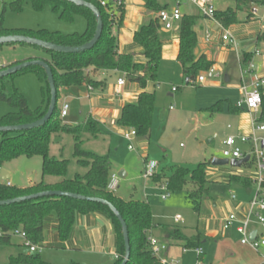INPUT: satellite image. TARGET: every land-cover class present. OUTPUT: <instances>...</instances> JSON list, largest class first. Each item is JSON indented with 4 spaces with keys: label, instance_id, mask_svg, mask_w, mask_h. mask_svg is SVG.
<instances>
[{
    "label": "trees",
    "instance_id": "1",
    "mask_svg": "<svg viewBox=\"0 0 264 264\" xmlns=\"http://www.w3.org/2000/svg\"><path fill=\"white\" fill-rule=\"evenodd\" d=\"M28 1L35 10L50 8L61 19L71 20L74 14L81 15L86 21V29L82 33L62 34L58 31H50L45 28H9L3 24L4 10L0 12V36L24 35L64 46H79L88 42L95 30L94 15L84 7H77L72 3L62 0H14L9 5L14 11H19L23 2ZM95 5L102 20V31L94 46L81 53H57L45 51L47 58L43 59L51 68L53 82L56 88V101L60 88L78 87L82 85L99 88L105 86L104 80H96L89 76L92 71H116L122 74L126 81L135 83L140 92L135 102L126 103L120 109V114L115 121L119 128H133L136 136L144 137L149 133L154 105V92L148 91L150 83L157 80V70L161 60V40L158 35L161 27L157 17H152L147 23L140 26L134 32L133 41L143 48L144 62L134 61L131 54L119 53L116 31L122 24L124 7L123 3L114 6L111 0H106L101 5V0H86ZM235 8L216 10L215 19L224 27L237 22V12L240 5L249 6L260 4L262 0H235ZM145 7L151 12L157 13L167 9L166 4L160 5L156 0H146ZM250 7V6H249ZM251 8V7H250ZM248 8V11L249 9ZM197 17L194 15H182L179 21V49L176 61L181 67L185 80L194 85L195 78L201 71L212 66L204 55L195 57L194 49L197 45V35L194 30ZM257 40L264 43V32L257 35ZM13 45V44H12ZM38 48V47H37ZM251 54L243 56L246 63ZM19 63V62H18ZM8 67V66H6ZM1 69V68H0ZM31 70L39 81L41 87L42 104L35 110L28 107L26 98L18 91L14 84L15 76ZM50 100V91L44 70L39 66H30L14 74L0 77V102H6L15 109L0 117V126L31 123L43 117ZM221 102L217 101L208 108L211 112L221 109ZM260 119L264 120V96L262 98ZM230 112H238L239 109L229 103ZM100 123L90 116L78 125H69L62 122L60 109L55 108L49 119L37 128L16 132H0V166L6 161L20 156L31 158L41 157V179L31 182L25 187H14L0 182V200L26 196L33 193L60 190L86 197H94L110 202L121 215L127 226L129 241V258L126 264H161L152 255L147 244L148 232L153 226L152 215L148 203L141 200H124L107 190L109 176L113 172L112 163L108 155L81 149L82 138L97 137L101 134ZM60 133L73 136V156L83 167H87L84 174H76L73 178L66 177L68 161L56 159L49 155L51 136ZM207 162H200L194 168L171 166L170 174L165 172L155 174L152 179L156 182L164 179L167 190H181L186 183H190L194 190L189 197L194 203L207 193L206 167ZM250 167V162L243 164ZM55 177V182L49 183L45 177ZM230 184H238L249 187L250 180L237 175L229 176ZM198 210L197 206L195 207ZM54 211L56 215V232L58 237L65 241L69 238L75 221L76 214H88L93 212L106 216L113 224L115 233L114 264H121L125 246L122 238L120 223L110 209L101 203L78 200L65 196H44L37 199L26 200L19 203L0 205V244H10L13 234H25L24 243H39L42 240V231L46 216ZM167 239H173L182 243L184 248H198L201 243L200 233L186 236L179 229L167 233ZM201 255L199 259H201ZM48 264L39 261V256L19 254L11 258L9 264Z\"/></svg>",
    "mask_w": 264,
    "mask_h": 264
},
{
    "label": "rangeland",
    "instance_id": "2",
    "mask_svg": "<svg viewBox=\"0 0 264 264\" xmlns=\"http://www.w3.org/2000/svg\"><path fill=\"white\" fill-rule=\"evenodd\" d=\"M13 1L0 0V12L4 10L3 24L6 27L45 28L62 34L82 33L86 29V21L81 15L74 14L71 20L61 19L48 7L35 10L28 1L22 3L19 11H14L9 5ZM174 1L160 0L161 3L168 2L170 7ZM178 1L180 11H196V6H190L192 4L188 0ZM211 1L217 9L235 8L236 5L235 0ZM240 6L241 9L238 10L237 16L241 20L252 5H249L250 7ZM260 14L261 12H258L255 17ZM249 26L253 31L258 29L256 22L249 23ZM29 51H38L43 57H47L46 52L35 46L26 44L0 45V68L8 66L7 64L14 60H23ZM179 67L177 66L176 70L172 68L166 72V81L157 78L149 133L144 137H132L130 143L133 148L131 150L128 149V142L123 137V132L128 131L129 128L121 129L116 126L112 115L104 118L105 125L100 126L101 134L93 138L85 136L82 138L81 149L98 155H108L114 172L125 171L126 176L124 178L118 177L116 190L112 193L124 200L134 199L148 203L152 221L155 224L152 235L159 242H166V250L160 255L161 257L179 264H218L223 258V253L216 245L217 238H209L205 235L209 229L220 231L221 219L231 211L229 208L232 201L231 194H235L238 200L245 195L244 189L228 184L227 178L231 174L253 175V171L244 165L235 168L229 164L213 165L211 163L214 158L224 159L222 156L223 141L228 136H235L240 133L238 124L240 121L239 114L242 112L234 113L229 110V103L235 104L240 98V93L237 88L229 87V83L223 81L222 77L212 78L204 84H189ZM214 82L219 83L215 85ZM14 84L26 98L31 110L37 109L42 104L41 87L43 83L31 70L17 74ZM231 84H235V81L232 80L230 86ZM101 94L113 101H117L119 98L114 94L111 95L107 88ZM101 94L95 92L88 94L83 86L71 87L69 90L60 88L56 104L59 109L63 103L69 106L67 115L60 116L62 122L72 126L81 124L89 114L94 112L95 108L108 106L98 98ZM217 101L221 102L220 111H209L208 108ZM13 111L15 109L9 104L0 102V117ZM94 116L95 114L92 115V117ZM257 135L264 137V134L258 133ZM73 143L71 134L60 133L51 136L49 146L50 156L68 161L67 178H73L76 174L82 175L87 170V167L81 166L74 158ZM246 147L250 148V145H240L242 150H245ZM148 161H155L158 164L156 174L165 172L167 176L170 174L171 166L192 169L200 162H207V193L203 194L197 203H194L189 197L194 190L190 183H186L181 190L163 189L161 185L164 183V179L156 182L154 179L144 177L145 162ZM2 171L9 175L6 180L2 178ZM48 178L56 179L55 177H46V179ZM40 179V156L31 158L20 156L6 161L0 166V182H9L14 187L27 186L30 181L38 182ZM165 193H168L169 196L162 200L161 195ZM249 196L251 197L250 193ZM262 217L264 218V212ZM55 220V212L51 211L45 218L42 240L34 244L37 249H40L36 252L30 251L19 234L11 236L10 244H0V264H9L10 259L19 254L38 255L40 262L48 264H84L80 261L86 262V264H114V257L108 254L94 258L92 254L87 252L77 254L70 249L71 247L64 249L55 245L58 242H63L52 226ZM253 227L262 229L255 224ZM174 229H179L186 235L195 234L196 231L202 234L204 242L200 243L198 249L203 259H199L200 255L195 250L196 248H184L182 243L164 237ZM225 232L228 233V231ZM49 238L51 244L47 243ZM232 242H234L232 251L236 254V259H230L229 264H241L244 260H246L245 262L253 260L254 253L248 247L241 245L237 236ZM107 249L108 247H106L105 252Z\"/></svg>",
    "mask_w": 264,
    "mask_h": 264
},
{
    "label": "crops",
    "instance_id": "3",
    "mask_svg": "<svg viewBox=\"0 0 264 264\" xmlns=\"http://www.w3.org/2000/svg\"><path fill=\"white\" fill-rule=\"evenodd\" d=\"M120 1L123 3L124 14H123L122 24L119 26V28L116 31L118 52L131 54L134 61L136 62H144L145 57L143 54V48L133 41V35L134 32L140 28V26L147 23L152 17H156V13L146 9L145 7L146 0H120ZM156 2L159 3L160 5L166 4L168 8L170 7L168 2L161 3L160 0H156ZM190 6L195 7V5L193 4ZM254 7L257 8V12L256 14L252 15L251 9ZM195 8H196L195 12H188V11L186 12L183 10L181 11L182 15L187 14V15H194L197 17L196 24L194 26V30L197 35V45L194 49V55L196 58L199 57L200 55H204L209 61L212 62V67L218 73V76L208 77L202 84L207 83L208 80L212 78L222 77L223 81L229 83L228 84L229 87L233 86L239 90L240 71L242 67L241 63L238 60L239 56L240 58L241 57L243 58L245 54L252 55V52L255 49H258L261 52L260 56L254 58V63L256 64L255 74L264 75V43L257 40V35L264 32V30L261 28L260 25V20L264 18V0H262L260 4L258 3L252 4L251 9L247 11L243 19L240 20L238 19L237 16L236 23L231 24L228 27H224L222 25L224 28L230 30L233 33V35L236 37L238 43L237 52L233 48L226 45L221 40L222 30L220 26L214 23L213 21L211 22L209 19L202 17L197 7ZM227 8H231V7H226L223 9H217V8L215 9L225 10ZM258 12H261V14L258 17H255L258 14ZM251 22L257 23L258 29L256 31L250 29L249 23ZM206 32H209L211 34V39L209 41H206L205 39ZM158 35L161 40L162 46H161V60L159 62V66L157 70V78L161 81H166V72L172 68L176 70L177 66H179V64L176 61V57L179 49V21L173 22L171 29H164L161 26L159 28ZM47 57H43L40 53H38V51H33V52L29 51L27 56L24 57L23 60H14L13 62L7 65L10 66L18 62L26 61L29 59H46ZM244 65L245 63H243V66ZM179 68L181 69V67ZM89 76L96 80H104L105 86L99 88H92L90 86L91 90H88L86 85H82L84 88H86L88 94L90 92H92L93 94L94 92L97 94H101L107 88L110 91V94L112 95L113 90L117 87L116 86L117 78L120 77L124 78L122 74L116 71L89 70ZM232 80L235 81V84H231L230 86V82ZM218 83L219 82H214L213 84L218 85ZM70 88L71 87L64 89L69 90ZM155 88H156V83H150L148 84L147 90L154 92ZM139 92L140 89L135 83H131L125 80V84L121 86V96H119L117 101L109 100L102 94L100 95V97L97 95L100 101L108 106L102 108H95L94 112L92 114H89L88 116L92 117V115L95 114V116L92 118L97 120L100 123V125H105L104 118L108 115H112L115 124V121L120 114L121 107L126 103L135 102ZM232 105L235 107V104L232 103ZM261 109L254 114V116L260 121L263 120L260 119ZM238 112H242V113L239 114L240 121L238 124V131H240V133L237 135L250 134L252 131V122L250 119V115L245 111L239 110ZM234 113L237 112L235 111ZM240 145L242 144H239V147ZM246 150H248V147H246V149L242 151L245 152ZM231 175H236V174H231ZM229 176L227 178L228 184H230ZM237 176L248 178L250 175L240 174ZM4 177H5L4 180H6L9 177L8 173L5 172ZM44 180L46 182L52 183L55 182L56 179H49V178L46 179L45 177ZM7 183L9 182H6V184ZM30 183L31 181L29 182V184ZM233 185L244 189L245 195H243L240 200L237 199L236 201H231L229 208H231V211H235L239 213V215H242L243 211L245 210L246 203L250 197L249 193L252 195V185L250 184L249 187H242L238 184H233ZM19 187H25V186H19ZM249 190H251V192H249ZM154 225L155 224L153 223V226L149 230L148 234L152 235ZM52 226L56 231V227H55L56 220ZM255 229H257L259 232L261 230L259 228H255ZM226 231H228V233L222 231L221 228L220 231L218 232L209 229L205 235L206 237L209 238H217L216 245L221 250V253H223L222 254L223 258L218 264H229L230 259L231 260L236 259L235 258L236 254H234L232 251V245H234V242H232V240L236 239V236L239 239V236L233 228ZM195 233H199V232L196 231ZM262 234L264 236V230L262 231ZM200 235H201V243H202L204 242V240L202 239L201 233ZM186 236H191V235H186ZM164 237L167 238L168 235L166 234ZM47 243L48 244L52 243L50 238L47 241ZM161 243L165 244L166 242L161 241ZM55 245L61 246L64 249H66L67 247L69 248L71 247L70 249L75 251L77 254L87 252L90 255L92 254L94 258L96 256H101V255L103 256V254H108L109 256H113L114 260L116 259L115 233H114L113 224L106 216L98 212H93L88 214H76L69 240L58 242ZM106 247H108L107 252H105ZM249 250L251 249L249 248ZM251 252L254 253V255L252 256L253 260L251 262L249 261L245 262L246 260H244L241 262V264H260V260H261L260 253H264V247L260 250V253L254 252L252 250ZM255 255L256 256L258 255L257 256L258 260ZM201 259H203V257H201ZM80 263L86 264V262H81V261Z\"/></svg>",
    "mask_w": 264,
    "mask_h": 264
},
{
    "label": "built area",
    "instance_id": "4",
    "mask_svg": "<svg viewBox=\"0 0 264 264\" xmlns=\"http://www.w3.org/2000/svg\"><path fill=\"white\" fill-rule=\"evenodd\" d=\"M190 3L195 5L199 10L202 17L213 21L218 24L222 30L221 40L233 48L236 52L238 50V43L236 37L233 33L224 28L216 19H215V7L211 0H188ZM106 0H101V5H105ZM114 6L121 4L120 0H111ZM179 1L167 8L160 10L156 13V17L160 22V25L164 29H171L173 22L180 21L182 18V13L180 11ZM257 12V8L254 7L251 9V14L254 15ZM261 28L264 30V18L260 20ZM206 41L211 39V34L206 32L205 34ZM261 52L258 49H255L252 52L250 59L243 66V58L239 56V62L241 63L240 71V98L236 101L235 107L240 111H245L250 115L252 122V131L250 134H240L237 136H228L224 141V149L222 151L223 158L228 160L235 159L240 160L249 157L247 162H250V169L253 171V175L249 176L250 183L252 185V195L247 201L245 210L242 215L235 211H231L227 216H225L220 222V228L222 231L229 229H234L239 236V242L241 245L249 247L252 251L260 253V250L264 247V236L262 231L264 230V218L262 213L264 212V147L262 146V141L264 137H260L257 134H264V120H258L254 114L261 109L262 98L264 96V75H256V64L254 63V58L260 56ZM218 76L216 70L211 66L207 70L202 71L194 80L195 83H203L208 77ZM125 84V79L123 77L117 78L116 88L113 90L112 95L121 96V86ZM88 90H91L90 86H87ZM69 106L66 103H63L60 106V116L64 117L68 113ZM136 136L135 130L129 128L128 131L123 132L124 139L128 142V149H132V144L130 143L132 137ZM249 144L250 148L243 152L239 147V144ZM158 164L155 161L145 162L144 167V177L147 179H152L156 174V168ZM118 183V174L112 172L109 176V181L107 184V190L114 192L116 190ZM9 185V183H7ZM162 188L167 190L166 183L164 182ZM169 196L168 193L161 195V199L165 200ZM232 201H236L237 197L235 194L230 196ZM178 219V217H176ZM253 224H257L262 229L260 232L253 227ZM254 234L252 235V233ZM20 237L24 240L25 234L20 233ZM30 251L36 252L40 249L34 246L29 242H26ZM147 244L149 249L161 264H179L178 262H172L168 259H164L160 255L166 250V245L159 242L152 235L147 236ZM198 255H202L198 248L195 249ZM260 264H264V253H260Z\"/></svg>",
    "mask_w": 264,
    "mask_h": 264
},
{
    "label": "water",
    "instance_id": "5",
    "mask_svg": "<svg viewBox=\"0 0 264 264\" xmlns=\"http://www.w3.org/2000/svg\"><path fill=\"white\" fill-rule=\"evenodd\" d=\"M62 1L72 3L73 5H75L77 7H84L86 9H88L94 15L96 26H95L94 34L88 42H86L82 45H79V46H64V45H57V44H54L51 42L43 41V40H40L37 38L24 36V35H5V36H0V45H3V44H26V45L38 47V48L43 49L45 51H51V52H57V53H66V54L81 53V52H84L85 50L91 49L94 46V44L97 42V40L99 39V37L101 35V31H102V20H101V16H100L98 8L86 0H62ZM30 66L41 67L44 70V73L46 75V80H47V84H48L49 91H50V100H49V105H48L47 111L43 115V117H41L40 119L33 121L31 123L0 126V132L24 131V130H30V129L42 126L49 119V117L51 116V114L55 108V105H56V88H55L54 82H53V75H52L51 68L43 59H31L28 61L26 60L24 62H19V63L13 64V65H10L8 67H4V68L0 69V77H5L8 75L14 74V73H16V72H18L24 68H28ZM262 146L264 147V141H262ZM248 160H249L248 156H246L245 158L240 159V160H235V159L228 160L226 158H224V159L214 158V159H212L211 163L213 165L229 164L232 167L238 168V167L242 166ZM3 173L5 174V171H2V178L5 179ZM117 174H118V177H120V178H124L126 175L125 171H123V170H119ZM44 196H57V197L65 196V197H70V198H74V199H78V200H87V201L98 202V203H101L103 205H106L110 209V211H112L114 213V215L116 216L117 220L120 223L122 238H123L124 246H125L124 257H123L121 264H126L128 258H129V252H130L127 226H126L124 220L122 219L121 215L119 214V212L116 210V208L107 200L100 199V198H94V197H86V196H82V195H78V194H74V193H70V192H66V191L48 190V191H41V192L33 193L30 195H26V196H20V197H15V198H11V199L0 200V205L19 203V202H23L26 200L37 199V198L44 197ZM253 234H254V232L252 233V235Z\"/></svg>",
    "mask_w": 264,
    "mask_h": 264
}]
</instances>
